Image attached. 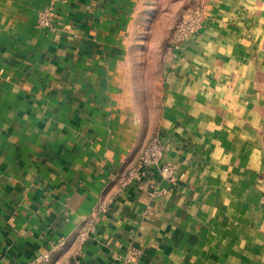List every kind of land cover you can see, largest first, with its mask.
I'll use <instances>...</instances> for the list:
<instances>
[{
  "label": "crops",
  "instance_id": "1",
  "mask_svg": "<svg viewBox=\"0 0 264 264\" xmlns=\"http://www.w3.org/2000/svg\"><path fill=\"white\" fill-rule=\"evenodd\" d=\"M186 1L0 0V264H264V0Z\"/></svg>",
  "mask_w": 264,
  "mask_h": 264
},
{
  "label": "built area",
  "instance_id": "2",
  "mask_svg": "<svg viewBox=\"0 0 264 264\" xmlns=\"http://www.w3.org/2000/svg\"><path fill=\"white\" fill-rule=\"evenodd\" d=\"M56 12L53 4H50L39 13L38 24L40 26H51L55 20ZM204 5L202 1L197 3H189L180 18L171 28L165 45L164 57L174 56L184 45V43L192 36L196 35L200 30L204 21ZM165 150V145L162 144L159 138L154 137L150 139L142 148L137 162L132 166L122 181V186L131 184L134 181H141L146 176L147 170L150 166L156 165L161 176L165 179H174V168L172 164H159L162 154ZM158 190H154V193ZM137 256V251L133 248L127 251L125 255L126 261H131ZM25 264H35L34 261Z\"/></svg>",
  "mask_w": 264,
  "mask_h": 264
},
{
  "label": "rangeland",
  "instance_id": "3",
  "mask_svg": "<svg viewBox=\"0 0 264 264\" xmlns=\"http://www.w3.org/2000/svg\"><path fill=\"white\" fill-rule=\"evenodd\" d=\"M199 1H202V0H187L184 4V6L181 8V10L179 12L176 13V16H175V19H174V23L178 21V19L180 18L181 14L183 13V11L185 10V8L187 7V5L189 3H197ZM174 25V24H173Z\"/></svg>",
  "mask_w": 264,
  "mask_h": 264
}]
</instances>
